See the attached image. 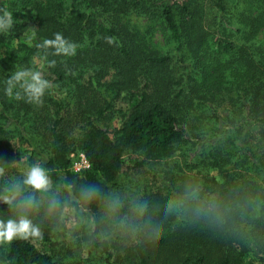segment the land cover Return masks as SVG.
<instances>
[{
    "label": "trees",
    "instance_id": "obj_1",
    "mask_svg": "<svg viewBox=\"0 0 264 264\" xmlns=\"http://www.w3.org/2000/svg\"><path fill=\"white\" fill-rule=\"evenodd\" d=\"M9 14L0 196L40 163L50 186L96 214L83 239L105 264H264V0H0V19ZM131 14L162 23L165 52L124 23ZM57 34L69 52L44 46ZM75 151L89 168L74 170ZM128 152L161 185L101 237ZM49 195L24 189L38 204L28 210L0 199V221L26 214L41 232L0 240V264H65L47 249Z\"/></svg>",
    "mask_w": 264,
    "mask_h": 264
},
{
    "label": "rangeland",
    "instance_id": "obj_2",
    "mask_svg": "<svg viewBox=\"0 0 264 264\" xmlns=\"http://www.w3.org/2000/svg\"><path fill=\"white\" fill-rule=\"evenodd\" d=\"M123 21L131 29L145 35L152 48L165 52L167 44L162 23H157L138 14L126 16ZM79 154L81 152L75 151L72 156L76 158ZM142 158V155L132 152L125 155L126 164L123 173L118 179V183L111 189L110 196L101 205V237L110 231V228L119 219L125 205L134 203L138 197L160 188V179L133 167L136 161ZM211 173L212 176L216 175L221 179L217 175V170H212ZM47 191H50V197L47 200L56 201L59 205L52 212L51 241L47 244V249L58 261L65 264H105L103 255L92 250L89 243L83 239L95 229L96 214L77 208L73 199H69L63 193H58L57 187L50 186ZM113 201L117 205L115 208L110 206ZM135 216H139V214H135Z\"/></svg>",
    "mask_w": 264,
    "mask_h": 264
},
{
    "label": "clouds",
    "instance_id": "obj_3",
    "mask_svg": "<svg viewBox=\"0 0 264 264\" xmlns=\"http://www.w3.org/2000/svg\"><path fill=\"white\" fill-rule=\"evenodd\" d=\"M12 19L9 14L6 18L0 19V30H7L11 27ZM56 45L58 52H69L70 46H65L66 42L62 37L57 34L55 40H45L44 46ZM18 78V77H17ZM39 91V89H37ZM50 177L48 170L43 167L40 163H33L28 166V168L23 173L22 180L11 185L9 189V194L0 196V199L4 203L13 205L18 202V206L22 210H28L38 207L37 201L31 196H23V190L30 188L34 191H47L50 187ZM95 193L92 190H85L83 196L85 199L91 200ZM56 201H51L49 203V210L58 207ZM115 208L116 202H111L110 205ZM173 205L171 203L167 204L162 211H167L171 209ZM41 235L38 226L33 224L32 220L26 214H20L12 218H8L6 221H0V240L12 241L16 237L27 239L28 237H39Z\"/></svg>",
    "mask_w": 264,
    "mask_h": 264
},
{
    "label": "built area",
    "instance_id": "obj_4",
    "mask_svg": "<svg viewBox=\"0 0 264 264\" xmlns=\"http://www.w3.org/2000/svg\"><path fill=\"white\" fill-rule=\"evenodd\" d=\"M90 167V162L85 156V154L81 153L78 157H74L73 160V168L76 172H81L83 169H87Z\"/></svg>",
    "mask_w": 264,
    "mask_h": 264
}]
</instances>
